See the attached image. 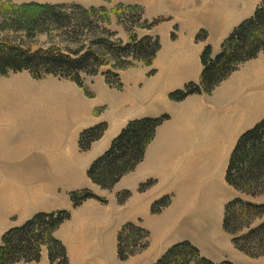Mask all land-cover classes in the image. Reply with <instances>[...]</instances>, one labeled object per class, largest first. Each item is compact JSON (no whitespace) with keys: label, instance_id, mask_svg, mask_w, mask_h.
Returning a JSON list of instances; mask_svg holds the SVG:
<instances>
[{"label":"crops","instance_id":"obj_1","mask_svg":"<svg viewBox=\"0 0 264 264\" xmlns=\"http://www.w3.org/2000/svg\"><path fill=\"white\" fill-rule=\"evenodd\" d=\"M171 1L143 2L145 7L152 4L147 10L151 19L174 20L149 30L148 34L161 38L157 58L153 66L120 70L121 89L111 86L102 72L83 75L84 88L54 75L41 82L26 76L18 79L28 89L19 94L18 107L10 104L14 97L7 98L8 107L0 108V160L33 161L30 166L16 165L0 180V227H4L0 236L38 212L69 210L71 217L55 232L67 247L69 264H154L185 240L216 263L264 264V256L249 257L224 230L225 206L230 201L240 197L264 203V196L245 197L226 181L240 136L264 119V53L243 63L212 94H192L181 101L170 97L188 83L200 82L206 46L218 54L234 28L250 18L263 0H237L224 8L223 1L215 8L191 0L170 6ZM84 3L81 0V6ZM167 23L168 28L162 27ZM202 30L208 37L199 41ZM151 69L155 73L149 75ZM164 115L168 119L157 128L135 170L112 189L91 180L90 166L130 121ZM100 124L107 125L103 136L90 149L81 150L82 132ZM150 179L156 182L140 191ZM84 189L106 201L88 198L76 206L71 193ZM124 191L131 194L121 202L118 196ZM169 195L170 205L153 213V204ZM128 223L148 231V246L122 261L118 234ZM48 254L43 247L39 261L16 264H51Z\"/></svg>","mask_w":264,"mask_h":264},{"label":"trees","instance_id":"obj_2","mask_svg":"<svg viewBox=\"0 0 264 264\" xmlns=\"http://www.w3.org/2000/svg\"><path fill=\"white\" fill-rule=\"evenodd\" d=\"M8 6L17 7L23 13L30 14L32 24L49 18H53L57 23H68L69 5L66 3H27L18 6L4 3L1 9L6 10L10 8ZM72 6H76L82 14L107 11L104 7L86 9L83 6ZM127 8L128 12L141 10L138 6ZM123 12L124 10H119V15ZM160 21L154 20L148 28ZM106 31L108 32L106 38H95L90 47L81 48L74 54L62 52L59 47L32 51L31 48L11 42L7 38L4 43H0V74L7 75L10 72L26 70L38 79L54 75L71 79L84 88L83 74L96 75L100 73L102 67L110 65L115 70H122L134 65L128 59H135L150 66L161 48L159 36L147 35L139 38L137 34H132L130 42L123 43L122 40L113 38L116 35L114 32ZM207 37V31L202 30L197 35V40L203 41ZM260 53H264V0L250 18L234 28L224 40L218 54H213L211 45L206 46L201 56L203 71L200 82H190L185 88L174 91L170 95L171 99L181 101L196 93L211 94L243 63L256 58ZM114 60L117 62L112 63ZM104 75L111 86L119 89L123 87L118 72L108 71L104 72ZM167 118L168 116L164 115L130 121L113 140L109 150L90 166L88 175L91 180L103 189H112L124 175L135 170L144 160L147 147L155 138L157 128ZM106 128V124H100L83 131L80 136L81 150L90 149L92 144L103 136ZM226 181L244 194L257 196L264 193V119L240 136L230 157ZM151 184L152 181L143 183L141 189L144 190ZM126 194L128 197L130 193ZM88 198L106 201L89 189L71 193V199L76 206ZM168 203L169 196H165L153 204V212H160ZM259 216L264 217V203L256 204L240 197L230 201L225 210L224 230L234 236L235 245L240 250L252 256L264 255V220L257 226L250 225L252 219ZM70 217L69 210L38 212L23 225L6 231L0 245V264L37 262L41 259L44 246L48 248L51 264H69L67 248L57 239L55 231ZM247 224L248 232L239 236V232ZM127 233H132V237L126 236ZM148 236V231L142 227L134 223L126 224L119 236L121 258L126 259L136 250L146 248ZM154 264L234 263L231 261L216 263L203 256L200 249L191 241L185 240L169 248Z\"/></svg>","mask_w":264,"mask_h":264},{"label":"rangeland","instance_id":"obj_3","mask_svg":"<svg viewBox=\"0 0 264 264\" xmlns=\"http://www.w3.org/2000/svg\"><path fill=\"white\" fill-rule=\"evenodd\" d=\"M27 1L28 2L56 1L60 3L68 4L69 5L67 8L68 23L67 24L57 23L56 21H54L53 18H49L46 20L45 19L42 20L38 24H32L31 22L32 19L30 17L31 15L28 13H23L17 7L8 6L10 8H6V10L1 9L2 4L4 3H9L11 5L18 6L17 5L18 3H24ZM82 1H85L84 5L82 6H84V8L86 9L91 8V7H94V8L104 7L106 8L107 11L106 12L96 11V12H91L90 14L88 13L82 14L81 10L77 9L76 6H72V5L81 6V0H64V1L63 0H0V43L1 44L4 43L3 41H5V39L8 38L11 42L22 45L24 47L31 48L32 51H36L42 48L48 49L51 47H59L62 52H65V53L72 52V54H74L80 51L81 48L87 49V47H90L91 42L95 38H106L108 36L107 34L108 32L106 30H109L110 32H114L116 34L113 37L114 39H120L123 41V43H128L131 40L132 34H137L139 38H142L144 36L151 35V34H148L149 30H153V29L155 30L156 26H158L160 23H164L165 21L171 23V21L174 20L173 18L167 19L165 16L164 17L160 16L157 18L155 17L151 19L150 17L151 15L147 10L151 9L152 4L147 7L143 5V2L145 1L148 2V0H82ZM186 1L188 2V0ZM191 1L194 2L193 4L195 5H200L202 2H207L209 5H211V8H215L219 1H223L221 3V6H223L224 8L226 4L232 3L233 1H234L233 2L234 4L236 3L237 0H191ZM256 1L254 2L258 3L259 0H256ZM176 2L177 0H172L171 2H169L170 6L177 5ZM245 2L247 3V1ZM24 4H27V3H24ZM85 5H94V6L89 7ZM129 6H138L139 8H141V10H137L136 12H128L127 7ZM155 8H159L157 4ZM119 10H124L123 14L119 15ZM139 17L141 19H139ZM156 19L161 20L160 23H158L157 25H153V27L151 28H148V26L152 24V22ZM170 23L164 24L162 27L168 28L170 26ZM172 37L176 38V35L173 34ZM160 42H161V38H160ZM157 55L155 57V60L157 58ZM128 60H130L134 65L128 66L127 68H124V69L138 68L142 65H146L141 61H136L135 59H128ZM155 60L153 61V63L155 62ZM111 62L116 63L117 61L114 60ZM150 66H153V64ZM154 70L155 69H151L150 71L151 73L149 72V75L154 74L155 73ZM108 71L118 72V73L120 72V70H115L111 65L104 66L100 70V72L102 73L108 72ZM83 75H86V74H83ZM22 76H26L28 80H35L37 82H41V81H45V79H47L51 75H48L42 79H38V78L33 77V75L29 71H26V70L20 71V72H10L7 75L0 74V93H1L0 108H4L5 106L8 107L7 106L8 101L6 100H9V99L7 98H14V97L16 99L13 102L10 101V104H12L13 107L14 106L18 107V105L20 104L19 94L24 92L26 89H28L27 85L18 84V79L21 78ZM17 107H15V109H17ZM31 161L33 160H0V180L2 178H6L9 172H12L14 170L16 165L22 164L25 166H30ZM148 181H152L153 184L156 182L153 179H150ZM153 184H151L149 187H147L144 190H142L140 186V191H146ZM126 195L128 194H126L125 191L122 193H119V196H118L119 201L121 202L125 201ZM244 195H246L245 197L252 198V197L264 196V193L259 194L257 196H252L249 194H244ZM163 198L164 197H162L161 199ZM171 200H172L171 195H169V203L166 207L170 205ZM244 200L247 201L246 199ZM152 212H153V206H152ZM263 220H264L263 216L256 217L252 219V222H250L251 223L250 225L257 226L260 223H262ZM3 224L5 225L6 223L3 222ZM247 227H248V224L245 225L243 229L239 232V236H242L248 232L249 229ZM3 229L4 227H0V231L1 230L3 231ZM10 229L11 228L5 230L4 233ZM121 231L122 229L119 231V234H118V248H117L120 260L126 261L131 256L136 255L138 252L147 248L146 247L140 250H136L134 254L129 255L126 259H122L120 256V251H119V236H120ZM3 234L0 236V245L2 244ZM130 235L132 237V233L131 234L127 233L126 236H130ZM233 243L235 245L234 236H233ZM44 247H47V246H44ZM236 248L239 249L237 246ZM131 249H135V248H131ZM248 256L251 258H260V257H263L264 255L262 256L248 255ZM68 259H69V256H68Z\"/></svg>","mask_w":264,"mask_h":264}]
</instances>
